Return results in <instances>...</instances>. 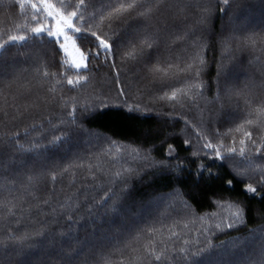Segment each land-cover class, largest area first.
Returning a JSON list of instances; mask_svg holds the SVG:
<instances>
[{"label": "snow or ice", "instance_id": "obj_1", "mask_svg": "<svg viewBox=\"0 0 264 264\" xmlns=\"http://www.w3.org/2000/svg\"><path fill=\"white\" fill-rule=\"evenodd\" d=\"M17 4L0 21V264H264V225L257 236L249 201L226 198L242 185L264 200V27L240 18L243 0ZM105 66L114 98L95 87ZM112 102L143 117L130 152L84 128ZM86 135L96 151L77 149ZM135 184L152 192L133 211ZM85 214L99 224L82 238Z\"/></svg>", "mask_w": 264, "mask_h": 264}, {"label": "trees", "instance_id": "obj_2", "mask_svg": "<svg viewBox=\"0 0 264 264\" xmlns=\"http://www.w3.org/2000/svg\"><path fill=\"white\" fill-rule=\"evenodd\" d=\"M30 11V9H28ZM6 12H9L17 17H19L20 8L17 4V0H0V21H2ZM241 19L247 18L249 25L255 30L260 31L262 27H264V4L261 3V0H243V6L238 13ZM222 27L221 19L219 18V14L217 18L213 21V29L215 33H219ZM219 37L217 35H213L211 37L210 43L211 47L207 50V57L210 61V75L212 77L215 76L216 72V60H219L221 57L220 45L218 43ZM14 51V49H13ZM259 55V53H256ZM237 56L243 61L245 71H241L239 78L241 80L245 79L246 76H251L257 83L260 80V71H259V63L253 62L252 66H249V60L252 57L248 53H237ZM231 67V65H228ZM114 73H110L107 66L101 68L99 70V75L95 81V87L98 92L103 94H108L111 97H115L116 95V87L113 84ZM69 95L73 93H68ZM131 102V101H130ZM143 119L142 115L137 112H129L126 108L117 106L114 102L109 103L107 107H98L89 118V120L84 124V128L86 130H91L92 133H99L102 136H106L112 139H115L119 142L118 146L128 148L129 152L131 148L134 147L133 141L135 140V130L138 126L139 120ZM55 122V121H53ZM183 126V121H180V127ZM92 140V144L89 143V140ZM96 141L94 138L89 136H84L76 145L77 149L81 152L84 151H96V148L93 147ZM105 148L109 147L107 144L104 145ZM113 153L116 155H120L115 153V149L113 148ZM125 158L131 163L132 157L127 153L124 154ZM256 163H260L256 161ZM127 166V165H125ZM119 167V165H116ZM65 189V193L71 194L70 189L67 188V182L62 184H57V192H60L61 188ZM228 188V186H225ZM168 189L166 187L161 186L160 191L165 192ZM152 188L147 185L135 184L130 200L129 206L132 210H135L134 202L138 200L147 199V197L151 194ZM65 193H61L59 199L63 200L65 198ZM100 195H103L100 192ZM234 198L239 197L242 199H247L251 205V209L248 213V228L256 229L257 236L259 235L258 226L264 225V220L260 218V215L257 214L256 210H259L261 214H264V200H261L259 197H252L251 194L246 193L242 185H234L231 188H228V192L226 193V198ZM99 198V197H97ZM201 202H203L201 198ZM201 212H212L218 211V209L213 205V207L208 208L205 207L200 210ZM222 211L223 214H227V209L219 210ZM118 217H114L113 221H118ZM98 221L89 220L85 214V219L80 220L77 225H75L78 230V234L80 237H84L86 234L94 231V225H98ZM104 226H107L105 223ZM242 232L246 234V230L242 229ZM232 239L237 238V233L232 232L229 234ZM218 240H224L225 244L229 243V238L217 234V242ZM251 250V249H250ZM214 259L224 261L227 259H235V257H225L219 256L214 257Z\"/></svg>", "mask_w": 264, "mask_h": 264}]
</instances>
